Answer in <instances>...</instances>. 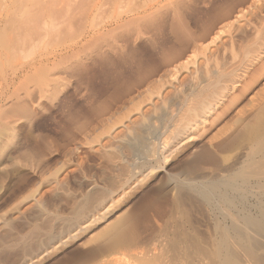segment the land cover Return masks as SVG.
<instances>
[{"label":"rangeland","instance_id":"1","mask_svg":"<svg viewBox=\"0 0 264 264\" xmlns=\"http://www.w3.org/2000/svg\"><path fill=\"white\" fill-rule=\"evenodd\" d=\"M256 1H21L22 22L17 24L21 33H15L23 41H19L21 45L13 42L17 38L11 39L14 36L7 28V43L10 39L17 43V50H8L11 54L7 55L9 59L6 57V73L0 80V264H97L109 252L103 242L104 221L119 214L124 220L120 235L124 245L153 253L161 251L176 257V264H218L213 257L204 256L211 252L218 236L216 214L195 193L171 187L180 179L186 184L220 177L238 165L243 153L240 148L219 154L216 147L231 138L237 120L250 107L251 97L261 89L263 79L249 91L246 88V92H236L237 96L232 94L234 102L219 105L209 115L210 122L199 126L191 133L194 139L187 142L183 136L171 139L172 122L185 117L178 118L186 107L177 112L179 116L168 109V117L172 113L170 122L157 117L167 105L174 110V101L189 93L203 69L198 66V73L197 65L191 63L188 67L197 76L188 75L179 85L180 81H176L177 93L168 100L155 97L156 79L173 61L188 54L192 46H206L221 23L232 21L224 18L235 16L237 10L247 9L250 2ZM256 17L251 23L262 30L264 9ZM241 30L237 31L240 36L232 32L234 39L245 40L248 47L255 29ZM197 56L194 64L201 58ZM147 96L151 97L150 103ZM146 107L153 112H146ZM132 120L149 124L144 152L124 143L134 131ZM103 131L109 133L108 141L103 140ZM163 144L171 151L164 150ZM257 240L262 247L252 249V256L232 245L237 264H264V240Z\"/></svg>","mask_w":264,"mask_h":264},{"label":"bare ground","instance_id":"2","mask_svg":"<svg viewBox=\"0 0 264 264\" xmlns=\"http://www.w3.org/2000/svg\"><path fill=\"white\" fill-rule=\"evenodd\" d=\"M21 1L22 0H0V80L4 79V75L6 73L4 70V66L7 63L6 62L7 58L9 59V57H7V55L9 56L11 54V53L10 54H8V53L11 51L17 50V49H15V48H17V43H19V41H23V40H20L21 39L20 37L18 38V36L20 35L21 32L19 31L20 25L19 26L17 25L19 20H20V22H22L20 19L21 15H22V12H21L22 8L21 7H23L22 6L23 4H21ZM139 2H140V0H139ZM148 2H149V0H148ZM150 3H151V1H150ZM143 4H145V3H143ZM148 4H145V5H148ZM149 5H151V4H149ZM133 6H134V4H133ZM139 6H141V4L138 5V8H139L138 10H140ZM144 6H142V8ZM165 6L163 5L162 7H165ZM159 8H161V7H159ZM136 9H137V7H136ZM263 9H264V0H257L255 3L250 2V5L247 7V9L237 10V13L235 16H233V17L230 16L229 18L228 17L224 18L225 20L232 18L231 19L232 21H230V22L225 21L227 23H224V24L221 23L219 27L217 26L218 27L217 31L214 32L212 37L210 36L211 39H209L210 41L208 42V44H206V46L205 45H194V46H192V49L189 51L188 54L182 56L180 59H178L176 61H173V63L170 64L165 70H163V72L157 77L156 83H158L157 84L158 89H156V90H158V92L156 90H154L155 92H157V95L155 96L156 98L161 97V99L162 98L167 99L170 95L172 96V94L175 95V93H177V87H179L178 85L181 83V81L186 79V76L194 75L196 73V72L191 73V70L188 67L189 65H191V66H192V64L197 65L196 67H197L198 73H200L198 70V66L203 69V71H201V69H200L201 73H200V75L198 74L199 76H197V74H195V76H197L195 80L193 79L194 76H192L193 77L192 79L194 81H197V82H195L194 84L192 83L194 86L192 87V85H191L192 88H189L190 89L189 93H187L186 96L184 95L185 97L182 96L181 100H178L176 102L174 101V104H177V105H175L174 110H173L172 105H167L166 108L164 107L160 111L157 109V111H159V114H158L159 116L157 118L163 122H170V121H172L171 120L172 119L171 116L173 113L172 111H174V112L176 111V113L177 112L179 113V112H181L183 107H186V109L184 108L182 110L183 111L182 114L184 113L186 115H182V114L180 115L179 114L180 115L179 116L178 113L176 114L179 116V117L177 116L178 118H180L181 116H185V117H181L178 120L175 119L176 121L174 120L172 122L173 123V125H172L173 126V129H172V135L173 136L171 139L173 141H175L178 138L180 139L181 136H183V138L185 139L184 141L187 142V141H191L194 139L195 135L192 137L191 133H194V131H196V129H198L199 126H202V125L204 126V125L208 124V122H210L209 115L212 114L213 111L219 105L224 104L225 101L226 102L227 101L228 102L229 101L234 102V100L231 99V97L234 95V93L236 95V92L243 91V90L245 91L246 88H248L247 90L249 91V89L252 86H254L257 82H259L260 79L261 80L263 79L261 89H258V91L256 90V92H254V94L251 97L252 101H251L250 107L247 110H244V112L241 113L239 119L237 120L238 125H236V128L233 130V133L230 134L231 138L228 137L229 140H227V143L225 142L224 144L223 143L221 144V142H220L217 147L215 146L216 151H217V153L219 152V154L223 151L228 152L229 150H231V151L234 149L238 150V148H240L243 153H241L242 154L241 161L237 162L238 165H236L235 167L231 166V168H229V169L227 168L228 170L225 172V174L223 176H220V177L205 178V179L199 177L200 179L197 178V179H199L198 181H190L188 183L186 182V184L182 183V182H184L183 181L184 179L181 180L179 178L180 181L175 182V185H173L171 187V189H175L178 191L188 190L192 193H195L197 196H199L202 199L204 204H206L211 209V212L216 214V220L217 221H216L215 229L218 233L216 235H218V236H217V238L215 236L216 239L214 240L215 242L213 241L214 244H213V249L210 250L211 252L207 253V255L206 254L205 255L203 254V255L213 257L217 261L218 264H237V258H236L237 255L235 253L236 251L232 247V245H234V247L236 245L237 248L239 247V248L245 249V251H247L251 255V253H253L252 249L255 251L256 250V249H254L255 247H259V248L262 247V245L260 243L261 241L259 242L257 240V238L264 240V58H263L264 56H262L264 54V35H261V32H260L261 28L259 29L257 27H254L255 26V25L253 26L254 23L253 24L251 23V22H253L252 19L254 17H256L257 15H259L263 11ZM128 12H130V11H128ZM131 13H133V12H131ZM151 13H153V11ZM262 15H261V18H262ZM139 17H137V18H139ZM141 17H143V16H141ZM256 18H258V17H256ZM8 27H9L8 31H11V34H12L11 36H14L11 39L17 38V40H15V41L13 40V42L17 41V43H13L11 41L10 37L8 38V39H10V43H7L5 33H6V30ZM248 27L249 28L251 27L253 30L255 29L254 30L255 31V35H254L255 37L254 36L252 37L253 42L250 46L247 47V43H246V45L244 44L245 40L240 42L241 39L240 40L234 39L235 38L234 35H237L239 33V32H237L238 30L240 31L242 28L244 29V28H248ZM213 30H215V29H213ZM262 30H264L263 26H262ZM17 31L20 33H18ZM234 31H236V34L233 33L234 34L233 35L232 32H234ZM15 32H17L19 35ZM242 34H243V32H242ZM238 35L240 36V34H238ZM4 36H5V38H4ZM222 36L226 37L225 40H223V41L220 39V38H222ZM236 38H238V37H236ZM30 40H32V38H30ZM33 41H34V38H33ZM29 42H32V41H28V43ZM246 42H249V41H246ZM250 43H251V41H250ZM22 44L24 45V43H22ZM35 44L36 43H34V45ZM31 48H33V47H31ZM28 49H30V47L29 48L27 47V50ZM8 50H11V51H8ZM21 50H23V49H21ZM18 51L20 52V49ZM28 53H30V51ZM198 54L200 55L201 58L199 60H197V62H196L197 64H194L195 63L194 60L196 57H198L197 56ZM242 55L246 56V59ZM28 56H30V55H28ZM241 57H243L245 60H242ZM11 59H12V57H11ZM12 61H13V59H12ZM212 62H215L214 66L212 65ZM10 65L12 66V64H10ZM10 70H11V67H10ZM192 71H193V69H192ZM180 72L183 75H179ZM154 80H155V78H154ZM154 80H153V83H155ZM176 81H180V82L177 83ZM176 83L178 85H175ZM151 85H153V84H151ZM183 86H184V84H183ZM205 88H207V90H205ZM147 90H148V88H147ZM149 91L151 92V89ZM1 94L3 95V90L0 91V95ZM146 94H148V93H146ZM151 94H153V93H151ZM151 94L149 96H151ZM8 98H9V96H8ZM150 98L151 97H149V99H148V96H147V98H146L147 101L150 100ZM194 98H195V100H194ZM172 99H174V98H172ZM178 99H180V98L178 97ZM159 100H160V98H159ZM161 102L166 103V102H164V100ZM161 102H160V104H161ZM170 102H172V101H170ZM157 105H158V103H157ZM147 106H149V105H147ZM171 106H172V108H171ZM149 107L155 108L154 105L153 106L151 105ZM149 107H146V110H145L146 112H149L150 110L153 109V108L150 109ZM157 107H160V106H156V108ZM224 108H226V107H224ZM168 109H169V113H170V111L172 112L170 117H168V112H167ZM229 109H230V107H229ZM154 111H155V113H158L156 111V109ZM152 112H153V110H152ZM143 114H144V112H143ZM132 115H134V114H132ZM145 118H147V117H145ZM229 118H231V117H229ZM140 120L142 121V119H140ZM149 120L150 119H148V123H151V122H149ZM212 120H213V118H212ZM132 121H131V123H133L132 125H134V127H133L134 131H133L132 135L128 136L129 138H127V139L124 138L125 139L124 143L130 148H133V149L135 148V149H139V150L142 149V151H143L144 145L146 143L145 135L148 134V132H149L148 131L149 130V124L147 123L148 125H144V123L146 124V122H144V123H142L141 121L138 122L139 120L138 121L134 120L133 122ZM211 123H213V122L211 121ZM233 124H234V121H233ZM233 127H234V125L232 126V128ZM169 129H171V128H169ZM131 130H132V128H131ZM230 131H232V130H230ZM106 132H108V131L106 130ZM130 132H132V131H130ZM103 134H104V131H103ZM106 134H109V133H106ZM106 134H104L103 140L108 141L110 139L109 138L110 135H106ZM198 136H199V134H198ZM166 137H169V136H166ZM116 138L118 139V137H116ZM168 139H170V137ZM99 144H98V146H99ZM207 144H209V143H207ZM121 145H122V143H121ZM126 145H124V146H126ZM169 145H170V143H169ZM177 145H178V143H177ZM145 146H147V145H145ZM163 146H164L163 149L165 150L166 149L165 147H167V146L164 144H163ZM171 146L173 147V145H171ZM208 148H209V146H208ZM167 149L171 151V149H169V147ZM237 150H235V151L237 152ZM147 151H148V149H147ZM151 153H153V151ZM167 156H165V157H167ZM223 160L224 159H222L221 161H223ZM235 163H233V164H235ZM224 169H226V168H224ZM177 175H179V173ZM183 176H185V175H183ZM168 181H171V180H168ZM185 181H187V179ZM114 189H117V188H114ZM177 192H175V193H177ZM100 195H102V194H100ZM108 196H109V194H108ZM90 199H92V198H90ZM105 200H107V199H105ZM175 200H177V198ZM104 203H106V202L104 201ZM178 204H176V205H178ZM99 206H101V205H99ZM110 206H112V205H110ZM115 206H116V204H115ZM102 208H104V207L102 206ZM108 210L109 209L107 207H105V211L107 212ZM105 211H104V213H106ZM179 213H180V211H179ZM121 217H122V219H121ZM173 220H174V218H173ZM72 221H74V220H72ZM72 221H71V223H73ZM77 221H78V219H77ZM122 221H124L123 220V214H122V216L120 214L116 215L114 217V219H112V220H105L104 221V226L102 228V231H103V229L105 230L104 231L105 232V234H104L105 240L103 242L105 243L106 247L108 245L109 249L107 250V252L108 251L109 252L106 256L104 255L101 258V260L98 261L97 264H129L130 261L133 262V264H176L174 262L176 257H175V259L172 256L170 258V256H168V255L166 256L164 253H163L164 254L163 255L161 253V251H160V253H158V252L153 253V251H151L149 249L139 248V247H134V246L130 247V246L124 245L123 241L121 239L122 236L120 237V235L122 234L121 231L124 227V222H122ZM81 222H83V221H81ZM170 225H172V224H170ZM75 226H77V224ZM159 228H160V226H159ZM164 229L163 230L166 231V228H164ZM164 233L165 232H163V234ZM168 233H169V231H168ZM158 234H160V233H158ZM185 234L183 233L184 236H185ZM100 238H102V236ZM160 238H161V236H160ZM51 239H52V237H51ZM179 239H183V238L179 237ZM174 240H175V238H174ZM194 241H196V240H194ZM29 245H31V244H29ZM152 245L155 246V244H152ZM189 246H190V244H189ZM56 247H57V245H56ZM151 247L152 246H150V248ZM154 250H155V248H154ZM165 251H166V249H165ZM174 251H176L175 248H174ZM128 260H129V262H128ZM34 262H35V260H34Z\"/></svg>","mask_w":264,"mask_h":264}]
</instances>
